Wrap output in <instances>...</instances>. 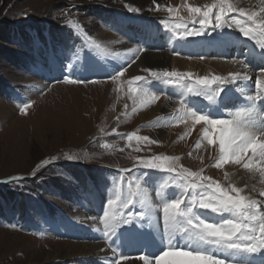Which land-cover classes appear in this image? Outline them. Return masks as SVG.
<instances>
[{"label": "rangeland", "instance_id": "obj_1", "mask_svg": "<svg viewBox=\"0 0 264 264\" xmlns=\"http://www.w3.org/2000/svg\"><path fill=\"white\" fill-rule=\"evenodd\" d=\"M190 1L165 0L164 3L162 2L159 10L161 12L160 24L169 25L174 30L180 29L185 32L199 29L198 21L201 16L196 14L197 22L193 23V14L189 12V8L196 7L204 10L208 6L218 4V2H211V5L201 6L192 3V0ZM252 1L255 2V0ZM119 2L118 0H0V182L9 181L13 177L22 178L12 183H0V264H101L99 258L90 249L91 245L94 244L93 242H95L91 237L97 232L90 228L87 218L89 215L95 214V211L92 203L89 204L85 199L93 196L92 201L102 204L101 208L105 213H108L105 207L108 200L105 198L102 203L104 197L100 194L92 195L93 191L98 190L107 193L111 200L107 206L109 210H113L114 200L120 202L123 196L129 197L130 189H134L136 193H139L141 199L144 198L143 200L146 201L145 196L152 195L151 188L160 183L168 174L177 177L175 179L174 195L177 194L178 198L188 188H191L184 187L185 181L180 179L176 172L168 173L159 168H144L141 164L144 160H153L156 163L164 164L165 167L172 163L177 171L184 169L187 173H198L201 177H207V180L197 178L195 181L197 184H207L215 181L222 188L229 191L233 187L242 189V196L260 202V209H264V195L261 194V191L264 192V180L260 178L259 174L248 171L244 167H239V170H241L236 171L238 166L232 161H227L220 167H216L217 158L219 157L218 140L211 145L208 144L209 150L212 149L211 153L202 151V148H205L203 146L205 141L203 144L200 143V135L197 136V130L188 129L185 121L173 117L175 115L164 118L165 124L172 120L175 121L173 124L169 123V128H167V125H162L161 120L153 122L151 126L154 128H147L142 133L139 132L142 124L130 127V124L133 123L132 117L128 116L132 113L130 110L135 109L136 105L142 107L143 102L149 101L155 95L148 89L130 86L137 91L131 93L130 87H128L127 92L126 78L113 84H106L104 87L99 86L100 83L89 85L83 83L80 85L57 81L47 86L43 83L45 73L42 75L39 69L47 66L48 71L54 70L56 72L60 69V66L64 67L65 60L69 59V55L64 54L61 47H59L58 54L54 52L52 54L51 48L49 49L48 45L42 41L34 49L29 46L32 41L23 44L19 37L12 39L13 33L17 35V32H20L24 36L28 29H38L41 36H43V28L50 25L53 31L59 32L58 37H60L61 32L64 44L81 45V42L86 44V41L90 38L101 44V47L105 46L109 50L108 48H112V46L104 43L105 41L102 39H98V36H101L102 32L106 30L104 26L99 24L100 18L97 14L100 13V10H98V5L95 3L115 8L117 15L119 10L121 13L135 14L117 8ZM123 2L130 3V0H123ZM239 3L241 8L246 9L248 6L244 0ZM169 9L172 11H169ZM218 11V8H214L211 13L213 23ZM243 18L245 19V17ZM225 19L230 24L234 22L231 28L235 32H241L239 26L235 24L236 20L242 21V17L239 16L238 12L227 13ZM177 25L180 26L177 27ZM210 28L211 26L208 29ZM229 28L224 27L223 31L227 32ZM112 29L116 30L115 28ZM106 33L112 36L111 33L107 31ZM206 35L205 33L202 36L206 37ZM114 38L121 41L119 38ZM230 39L231 37L225 36L221 39L222 41L219 40L215 50L218 53L229 52L230 49L224 51L221 47L227 42L233 46L234 43ZM239 39L240 37H237L235 44L238 43ZM36 40L35 38L33 42ZM210 41H213V39L211 38ZM210 41L198 36L182 44V46L177 45L171 48V50H177L176 53H178L183 47L185 51L183 55L187 59L172 57L182 62L176 66L171 65L164 68L179 74V78L168 77V79L171 83L182 88L181 91L186 93V96L191 94L187 90L188 86L195 85L197 79H211L213 76H219L213 73L200 76L195 73V70H189L192 62L197 63L205 60L195 59L197 56H210L209 53L212 50L209 49ZM30 52L31 59L35 58V60L29 68H26L22 59ZM190 56L193 58H189ZM71 57L77 67L85 68L88 65V59H85L84 56L81 58L79 50L77 56L70 55V59ZM206 60L220 61L211 60V58ZM222 61L224 64L233 61L238 66H243L235 60L225 61L222 58ZM236 64L229 74L234 73ZM135 65L136 63L128 70V78L143 74V69H153V67L149 69L139 67L133 70L137 67ZM193 65L196 66V64ZM154 69L162 68L156 67ZM218 69L220 73L226 71L225 68L220 67ZM258 75L250 80V90L253 95L255 93L253 91L255 87L252 88L253 79L258 78ZM219 77L220 80L211 85H195V91H200V94L204 92V89L209 91L217 88L221 91L225 84L223 81L225 76H222L223 79L221 76ZM227 78L230 79L229 75H227ZM68 79L71 78L68 77ZM236 83L238 82H234L233 85L230 83V85H226V82L225 87H227V90L220 98L214 97L213 102H210L207 97L199 98L198 107L200 111L197 114L204 115L207 112H203L205 109L216 106L221 111L229 112L223 113V117L218 114L215 119H232L230 115H234L237 109L244 106H235L239 101L238 99L244 100L243 97L237 98V89L244 88L243 83ZM10 89L14 91L16 99L19 100L18 103L8 99ZM105 89L108 91L107 98H104ZM98 96L101 98L100 100ZM130 96L134 98V101L130 99L131 102H135L137 99L141 100L136 102L132 108L129 101ZM231 96L234 98L230 99ZM158 97L163 101V108L167 104L171 105L169 106L170 110L174 105H176L177 110L181 107L185 108L187 107L186 103L190 102H184L187 99L182 98L176 104L166 99L167 97L164 95ZM22 99H24V103H22ZM192 99L193 97L190 100ZM26 104L28 107L25 108L24 112H21V108H24ZM233 106L235 107L231 110ZM260 106L261 102L257 105V111L261 109ZM190 108L192 107L190 106ZM259 112L261 114V111ZM77 121L80 122L77 123ZM258 122L263 124V121ZM200 123L203 124V122ZM158 128L164 129L169 134L173 129L172 134L174 135L162 141L161 137L157 138L146 133ZM130 135L133 136L131 139H129ZM145 137H148L149 141H159V143L146 141ZM157 157L161 159L156 160ZM164 157H168L169 160H164ZM45 160L49 161L46 165L43 164ZM101 167L102 169H100ZM143 171H149L148 174L156 172L149 184L148 181H145L147 177L143 174ZM233 177H236L237 182ZM196 189L203 190L200 187ZM196 189L191 188V197L195 196ZM230 194L235 195V193ZM128 200L130 199L126 201ZM163 201H165V204H170L172 198L168 194V198L164 196ZM150 202H152V199H150ZM185 202L186 204H184ZM199 202L198 198H195V201L193 199L188 200V195H185L181 210L184 206L187 208L194 207L197 210L203 209L199 207ZM110 203L111 207H109ZM158 204L159 207H157ZM158 204L151 210L160 212L159 201ZM132 205L125 206L124 204L116 208L117 210L122 209L131 212ZM12 211H17V213ZM105 213L96 214L98 216L96 225L97 223H99L98 226L103 225ZM112 213L118 215L119 212L114 211ZM29 215H31L30 219H28ZM201 216L208 222H218V219L215 218L216 215L211 211L205 214L202 212ZM162 217L164 221V214ZM26 219H28V224L23 223ZM222 219L236 220L237 218L231 213H225V215H222ZM31 220L33 222H30ZM245 222L255 223L254 221ZM19 223H22L23 226ZM77 224L80 227L76 229ZM121 227L122 225L116 228L118 232H124L120 231ZM107 229L105 228V231L100 229L104 235L100 236V232L97 236L100 237L96 239V243L108 242L110 243L109 246L112 245L111 251L114 250L112 254H118L112 242V236H109L106 232ZM113 235L117 234L113 233ZM125 239L130 247L136 246L134 239L130 236H126ZM72 245H82L86 247V250H76L71 247ZM130 252L129 256L133 258L131 257L133 250L131 249ZM134 255L137 256V251ZM260 257L264 256L261 255ZM120 259L119 262L124 260ZM251 263L256 264L255 262Z\"/></svg>", "mask_w": 264, "mask_h": 264}, {"label": "snow or ice", "instance_id": "obj_2", "mask_svg": "<svg viewBox=\"0 0 264 264\" xmlns=\"http://www.w3.org/2000/svg\"><path fill=\"white\" fill-rule=\"evenodd\" d=\"M214 8H218L219 11L215 15L214 23L212 21L211 13ZM130 11H139L136 8H130ZM169 11H172L169 9ZM236 11L240 17H246L247 21H251V24L247 27L244 26V21L236 20L235 24L239 26L240 31L245 37L249 39L261 40L259 47L264 50V7H260L259 13L256 11L241 8L236 4L229 3L228 0H219L218 4L201 10L200 8H189V12L193 14V23H196V14H200L201 18L198 23L199 29H193L185 32L183 35L187 37H198L207 33L209 26L212 30L231 27L232 25L225 19V16L229 12ZM180 25H177L179 27ZM151 71V70H148ZM120 74H123V70H120ZM157 80L163 77H178L176 72L165 71L151 72ZM113 75V79H115ZM190 78V74H189ZM143 77H135L136 81H141ZM236 79L242 81H248L251 77L245 73L243 76L237 73L231 78L230 83H234ZM220 80V77L213 76L211 79H197L195 85L208 86L216 81ZM66 83H77L76 79L65 80ZM167 83V80L165 81ZM195 85L188 86V92L193 94H199L200 91H195ZM255 85L253 91L255 94L247 95L246 99L250 102V107L241 109L235 112L234 116L230 120L213 119L206 115H197L196 112H192L193 123L203 122L208 126L204 132V137L207 139L209 145L214 143L212 137H218L219 145V157L216 167H220L227 161L231 160L236 164H240L243 160L244 154L251 150L254 156H258V159L262 163L260 168L261 174L264 175V143L260 142L264 140V129H253V118L256 115L257 105L260 102H264V70L261 71L260 77L253 80L252 86ZM130 92L135 93L137 90L130 87ZM213 95H209L207 99L212 101L214 96H219L220 91L213 89ZM158 96L153 95L151 100H156ZM259 101V103H257ZM28 105L21 108V112L25 111ZM217 129L219 131L217 132ZM131 139V137H129ZM149 141L148 137L144 138ZM159 143V141H149ZM258 150V153H257ZM73 159L72 157H68ZM157 157L156 160H160ZM164 160H169L168 157H164ZM49 161L45 160L43 164H48ZM144 168L156 169L168 173L176 172V175L180 179L185 181L184 187H191L196 189L200 187L203 189L202 195L206 197L199 202V207L203 209H210L213 213H231L237 219H225L223 223L206 222L204 219H196L197 215L193 214L192 207H188L186 211L181 210L182 200L180 198L175 199L172 203L166 204L163 208L164 223L168 226L175 227L181 222L184 223L182 231L190 235H195L201 242L207 245H215L218 250L222 249L225 252H244L249 254L260 253L264 251V209H260V202L241 195L242 189L231 188L230 191L222 188L220 184L215 181L208 182L207 184H197L195 181L197 178L200 180H207V177H201L198 173H187L186 170L181 169L179 171L169 163L167 167L164 164L156 163L153 160H144L141 162ZM38 167H40L38 165ZM243 167L250 169L252 167L251 158L243 163ZM191 177V179H189ZM22 179L20 177H13L9 181H3L0 183H12L15 180ZM211 191H208V190ZM230 193H235L232 195ZM264 195V193H261ZM195 201V196H193ZM143 203V201H142ZM132 204V200L125 202V206ZM111 207V203L109 204ZM105 226L111 227L113 231L115 228L123 225H131L134 222H138L144 219L145 213L137 215H131L118 219V215L113 213H105ZM245 221H254L255 223H246ZM152 258L155 259V264H164L166 258L167 264H228V261L220 257H215L208 252L193 249L191 247H180L176 245H169L167 250L150 256L141 255L139 259L144 261V264H151ZM111 264H119L118 260H113Z\"/></svg>", "mask_w": 264, "mask_h": 264}, {"label": "bare ground", "instance_id": "obj_3", "mask_svg": "<svg viewBox=\"0 0 264 264\" xmlns=\"http://www.w3.org/2000/svg\"><path fill=\"white\" fill-rule=\"evenodd\" d=\"M118 1H120V2L117 4V6H118L117 8L124 9L125 11H130V8H136L139 11L133 12L135 14H140L141 13V14H146V15L147 14L158 15L159 12H156V11H158L159 6L162 5L161 3L162 2L164 3L165 0H130V3L123 2V0H118ZM180 1L181 0H179V2ZM218 1L219 0H192V3L202 6V5H207L210 2L216 3ZM228 1L231 2V3H234V4L238 5V6L240 4L239 2H241V3L243 2V0H228ZM244 1L247 2V4H248L246 9L252 10V11H256L257 13H259L260 7H264V0H257V1L255 0V2H253L252 0H244ZM130 12H132V11H130ZM245 19H246L245 20L246 22L244 24L247 25V24L251 23V21H247L246 17H245ZM112 36H110L108 33H106V31H103L101 36H98L99 37L98 39H102L103 41H105L104 43H108V45L110 44L112 47H119L122 50H134V48L132 46H130L129 44L123 43V42H121L119 40L117 41ZM231 46L232 45L227 42L226 44L222 45L221 49L226 51V50L230 49ZM209 60H203V61H199L197 63L196 62H192L193 61L192 60L191 61L192 64L190 65L191 68L189 67V70H192V71L195 70V73L199 74L200 76H207V74L209 75V73L217 74V75H219L221 77L225 76L224 77L225 81L224 80L223 81L225 82V84L227 82L226 85H230V84L233 85V83H230L229 81L237 73H240L241 76H243L245 73H247L251 77V79H249L248 81H242L240 79H236L235 80V82H238L239 84L243 83V87H244V88L240 87L239 89H237L238 90L237 98H242L243 97L244 100H245V102H244V100L242 101L241 99H238L239 103L242 104L240 106H243V105L244 106L239 108V109H237L236 112L241 110V109H246V108L250 107L251 106L250 102L246 99V96L252 93L251 90H250V88H251L250 80H252L253 77L249 74V72H245L244 71V70H249V69H247V67L244 66V65L240 67V66H238V64L234 63L233 61L230 62V63H227V62H225L226 61L225 60L224 62L227 63V64H224L223 61L221 62V60L218 61V62H213V61H209ZM180 62H182V61H180L177 58L173 59L166 52H164V53L146 52V53H142L139 56V59L137 60L136 65H135L137 67H135L133 70H135L136 68L138 69L139 67L148 68V69L150 67H153V69H151V70H154V71L157 70V69H154V68L159 67V68H162V69H158V70H163L164 67L168 68L171 65L172 66H176ZM193 64H196V66L193 65ZM235 64H236V70L234 71V73L229 74V72L233 71V68H234ZM220 67L221 68H225L226 71H224L223 73H220L218 71L219 70L218 68H220ZM241 70H243V71H241ZM227 75H229L230 79L227 78ZM258 77H260V73H259ZM113 83L114 82H107V83H100L98 85L99 86L101 85V86L104 87V85H106V84H113ZM238 83H236V84H238ZM106 89H107V87H106ZM106 89L104 91V98L108 97V91ZM243 89H246V90H243ZM191 97H193V99L190 100V102H188V104L186 103L187 107H185V108L181 107L179 111H176L174 109L176 107V105H174L171 110L169 109V106H171L170 104L169 105L167 104L165 106V108H163V106H164L163 105V101H162V99L158 98V99L152 101L151 104L144 111H142L141 113H138L139 112L138 111L137 114H132L133 115V117H132L133 123L130 124V127H135L137 125L144 124V123H147V122H150V121L151 122H156V121L162 119V116H163L164 113H166V111L167 112L171 111L170 114L172 116L175 115L173 117H175V118L177 117V118H180V120H184L185 121V123H186L185 125H186V127L188 129L190 128V129H196L197 130V136L200 135L199 136V139L201 140L200 143L203 144L204 141H205V144L203 145L205 148L204 149L202 148V151H204L206 153H208V152L211 153L212 149L209 150V145H208L207 139H205V137L203 135L205 130H207L208 126L205 125L204 123L201 124L200 122L199 123H193V121L190 122V120H193V117L191 116V113L192 112L199 113V111H200V109L198 107V100H200V99L198 97L195 98V96H191ZM233 98H234L233 96L230 97V99H233ZM100 99L101 98L99 97V100ZM210 102H213V101H210ZM209 104H211V103H209ZM190 106L192 108H190ZM210 106H212V105H210ZM93 107H95V106L93 105ZM141 110H143V109L141 108ZM147 110H149V111H147ZM145 111H147V112H145ZM259 111L260 110L257 111V109H256V115H255L256 117L254 116L256 119L253 118V129L257 130V131L264 129V127H263L264 124H262V123L260 124L258 122V121H261V122L263 121V123H264V119L262 118V116H261ZM203 112H206V113H204V115L208 116L209 118L215 119V118L218 117V114L221 117H223L222 116L223 113H228L229 111H221L218 108H216V106H215V107H210L208 109H205ZM233 116L234 115H230L231 118H233ZM135 117H137V118H135ZM44 118H46V116H44ZM47 118H49V117H47ZM79 122L80 121H77V123H79ZM81 123H83V122H81ZM75 126H77V125H75ZM172 130L173 129H171V131H170L171 134H169V132H166V131H164V129H161V128L152 129V130H150V131H148L146 133H148L150 135L152 134V135H154L157 138L161 137L162 141H163L164 139H168L171 135H174V134H172ZM218 131H219V129H217V132ZM212 138H213L214 141L218 140L217 136H214ZM260 142L264 143V140H261ZM212 146L214 147V145H212ZM257 153H258V150H257ZM250 158L252 160V167L250 169H248V171H251L253 173L259 174L260 178H262L264 180V175H262L261 171H260V168L262 167V163L258 159V156H254V154H253V152L251 150H249L248 152H246L244 154L243 160H242V162L240 164H236L235 163L238 166L236 171H240L241 169L239 170V167H243V163L248 161ZM228 162H231V160H229ZM227 168H229V167H227ZM251 175H252V173H251ZM233 179L235 180V182H237L236 177H233ZM261 192L264 193L263 191H261ZM87 220L89 222L90 228L92 230L96 231V232H98L100 229L104 230L105 228H108L106 232H108L109 235L112 236L113 233H115V230L113 231V229L110 226L109 227L105 226V220L103 221V225L102 224L100 226L96 225L95 223L98 220V216L96 214H94V213L92 215H89ZM164 234L167 235V237H169L171 240H172V237H174V235L171 234V231H169V233L160 232V236H162ZM194 237L195 238H193L192 235L186 233V235H184V239L181 238L183 240L184 247H192V248L199 249V250L206 249V250L212 251V253H216L217 255H218V252H219L218 256H220L221 258H224L225 260H227L229 262H234L236 260L245 261L247 259L249 262H255L256 264H264V257H260L261 255H258L256 253L254 255L246 253L245 256H243V252H225L222 249L218 250L217 246L200 243L195 235H194ZM107 243H105V242L104 243L97 242V243L92 244L91 248H90L94 252V254H96V256L99 258V261H100L101 264H111V262L113 260H118L119 261V258H117L116 255L114 256L112 254V252L114 250L111 251V247L108 245L109 243L108 244ZM122 244H123V242H122ZM71 247L76 249V250H80V251L86 250V247H84L82 245H72ZM118 247H119V245H118ZM204 247H206V248H204ZM121 259H123V258H121ZM169 259H171V258H166V261L164 262V264H167V260H169ZM119 264H144V261L141 260V259L129 258V259H124L123 261L119 262ZM151 264H155V262L151 261Z\"/></svg>", "mask_w": 264, "mask_h": 264}, {"label": "crops", "instance_id": "obj_4", "mask_svg": "<svg viewBox=\"0 0 264 264\" xmlns=\"http://www.w3.org/2000/svg\"><path fill=\"white\" fill-rule=\"evenodd\" d=\"M133 66V65H132ZM131 68V67H130ZM129 74V73H128Z\"/></svg>", "mask_w": 264, "mask_h": 264}]
</instances>
